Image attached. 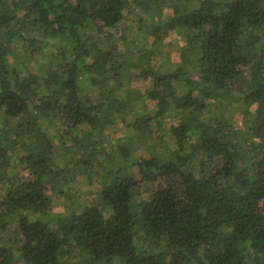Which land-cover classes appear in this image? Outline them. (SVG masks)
I'll return each instance as SVG.
<instances>
[{"label":"trees","instance_id":"1","mask_svg":"<svg viewBox=\"0 0 264 264\" xmlns=\"http://www.w3.org/2000/svg\"><path fill=\"white\" fill-rule=\"evenodd\" d=\"M124 11L154 40L169 30L185 40L180 64L163 62L143 89L150 108L119 93L134 66L114 41ZM41 41L55 50L47 75L18 54L31 47L23 58L33 57ZM212 99L241 105L243 136L211 114ZM0 113L1 264H264V0H0ZM167 114L190 117L166 126ZM51 117L70 136L58 153L43 125ZM117 119L128 136L110 159L104 207L53 218L52 196L66 194L57 154L80 151L90 166ZM156 180L140 197L137 183Z\"/></svg>","mask_w":264,"mask_h":264},{"label":"rangeland","instance_id":"2","mask_svg":"<svg viewBox=\"0 0 264 264\" xmlns=\"http://www.w3.org/2000/svg\"><path fill=\"white\" fill-rule=\"evenodd\" d=\"M136 9V8H134ZM171 9L166 8L161 12V16H166L169 14ZM135 13V12H134ZM124 15L128 18L129 22L126 20L118 24V27L115 34L118 47L123 49L125 52V60L130 63H134V66H129L128 69L131 71L132 76L125 81L123 90H119V93L123 95L124 93L134 92L138 97L134 100L132 105L136 108H139L143 102L147 103V106L150 108L152 103L148 100L147 96H144L143 89L152 85V74L158 68H162L163 62H167V67L175 68L180 64L179 54L185 50V40L180 36V33L174 30H169L163 34L161 39L154 40L153 37L149 36L140 28H136L134 22H132V15H127V12L124 11ZM160 16L159 14L157 17ZM36 53L32 55L33 57L23 58V55H30L31 47L27 50L18 51L20 55V61L23 64H27L29 70H33L35 67L38 72L42 75H47L48 68L47 65L50 63L49 55L53 52L55 54L54 45L47 43V41H41L37 43ZM19 62V63H21ZM141 65L137 67V64ZM22 67L20 66L19 69ZM247 79V78H245ZM244 80V79H243ZM246 81V80H244ZM97 90L89 92L91 98L97 97ZM239 93V92H237ZM118 94V95H120ZM143 95V97H140ZM197 97H199L197 95ZM118 106H124L125 100L121 98L120 101H117ZM208 108L211 111L212 115H215L217 118H222L228 121L230 124L229 127H234L239 129L238 134L243 136V130L245 124L249 122V117L245 116L242 113L241 105L238 103H227L222 102L218 99L210 100L208 103ZM190 117L189 115H186ZM173 116V114H167L163 117L162 122L166 126L168 125H177L181 123L184 117ZM1 118V113H0ZM44 128L47 129L49 136L52 138L55 150L58 153L59 145H68L70 142L69 135L64 134L61 139L60 133L63 131V127L60 125V122L51 117L48 120L43 122ZM122 122L120 119H117L115 123H112L110 127L104 129L102 133H99V139L102 141L101 148L97 154V158H94L90 166L83 165L82 157L80 156V151L73 157H69V151L67 150L64 155H58V166L60 164L61 169H58L59 177L62 178L61 186L66 191L65 195H53V205L51 207V215L53 218L63 219L65 216L71 212L72 209L79 208V204H91L95 203L100 206L101 204V187L110 181V168L111 157H115L118 154L119 144L125 140L128 136V131L123 128ZM152 132L158 133L155 131L157 128L154 122H152ZM82 130H78V133L81 135L83 141H86L84 136V131L87 127L82 126ZM2 130L0 129V141H3L6 138V135H3ZM13 138V135H9ZM98 136V135H97ZM96 136V137H97ZM98 138V137H97ZM166 146L172 148L175 143V139L171 135L163 136ZM63 140V141H62ZM62 141V142H61ZM62 147V146H61ZM154 150L153 146L147 148H141L140 150L134 149L136 157H145L150 155V152ZM68 156V157H67ZM186 157V155H185ZM133 160V157L131 158ZM187 160L191 167L194 169V175L197 176V170L195 167L196 156L193 154L187 155ZM129 171L131 174H134L137 179V168L133 166V162L130 161ZM19 171L26 173V170L20 169ZM12 169H8V174L11 175ZM138 181V179H137ZM160 181L156 180L153 182H138L139 186V195L142 198H145L148 194V190H152ZM161 184V183H160ZM104 207V206H102ZM107 208V207H106ZM107 213H111L109 208L106 209ZM6 241V239H5ZM155 252L163 254V249L160 246L155 247ZM107 258L103 257L97 264H106ZM1 264V263H0ZM12 264H22L20 260L15 259Z\"/></svg>","mask_w":264,"mask_h":264}]
</instances>
